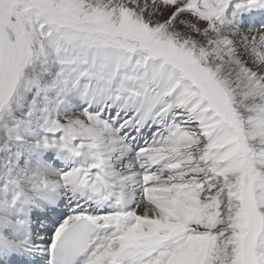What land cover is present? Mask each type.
Listing matches in <instances>:
<instances>
[{
  "label": "snow or ice",
  "instance_id": "1",
  "mask_svg": "<svg viewBox=\"0 0 264 264\" xmlns=\"http://www.w3.org/2000/svg\"><path fill=\"white\" fill-rule=\"evenodd\" d=\"M0 264H264V0H0Z\"/></svg>",
  "mask_w": 264,
  "mask_h": 264
}]
</instances>
